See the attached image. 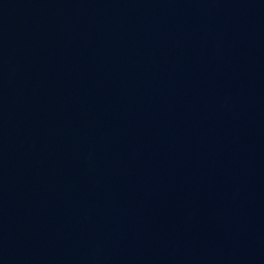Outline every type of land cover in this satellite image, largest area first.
<instances>
[{"label": "water", "instance_id": "water-1", "mask_svg": "<svg viewBox=\"0 0 264 264\" xmlns=\"http://www.w3.org/2000/svg\"><path fill=\"white\" fill-rule=\"evenodd\" d=\"M0 264H264V0H0Z\"/></svg>", "mask_w": 264, "mask_h": 264}]
</instances>
